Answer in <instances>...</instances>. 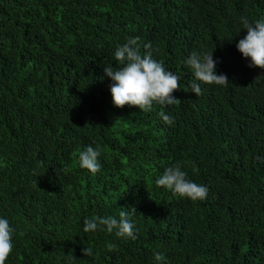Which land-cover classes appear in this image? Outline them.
I'll list each match as a JSON object with an SVG mask.
<instances>
[{"label": "trees", "instance_id": "trees-1", "mask_svg": "<svg viewBox=\"0 0 264 264\" xmlns=\"http://www.w3.org/2000/svg\"><path fill=\"white\" fill-rule=\"evenodd\" d=\"M242 16L264 19V0H0V217L15 229L6 264H264V69L237 50ZM129 37L180 77L177 103L113 105L104 67H120L114 53ZM193 51L213 52L226 87L195 81ZM89 146L101 151L95 175L79 166ZM177 163L206 199L156 185ZM121 210L135 240L83 230Z\"/></svg>", "mask_w": 264, "mask_h": 264}, {"label": "clouds", "instance_id": "clouds-1", "mask_svg": "<svg viewBox=\"0 0 264 264\" xmlns=\"http://www.w3.org/2000/svg\"><path fill=\"white\" fill-rule=\"evenodd\" d=\"M242 29L247 34L236 44L237 50L242 57L250 60L248 67L264 69V19L249 21L246 16L240 18ZM148 49L150 44H144ZM115 60L120 67L105 66L104 73L113 83L110 85L112 102L115 107L123 108L130 106L142 111H150L153 104L163 107L177 103L173 93L180 88V77L173 72L166 70L162 64L155 60L150 51L141 52L139 37H129L127 42L118 46L115 53ZM216 63L212 53H198L193 51L186 64L191 68L195 81L207 85L227 86L230 82L225 74L216 73ZM259 77V76H258ZM257 77V78H258ZM256 78V79H257ZM193 82L190 85L191 91L197 97L202 95L200 83ZM159 115L165 123H173L170 115L162 110ZM101 151L99 146L95 149L91 146L81 151L78 155L79 166L95 175L101 170L98 160ZM264 162V158L257 157ZM158 187L171 190L173 194L192 201L204 200L207 197L208 188L187 178V173L181 170L180 164L167 167L162 176L156 180ZM135 210V209H134ZM85 232L97 230L113 233L118 238H137L134 231V224L129 219V213L121 210L119 218L114 216L85 218L83 221ZM15 229L7 218L0 217V264H6L8 257L14 250L13 234ZM109 251L114 245H109ZM84 256H92L93 249H83ZM156 261L164 260L160 252L154 253Z\"/></svg>", "mask_w": 264, "mask_h": 264}]
</instances>
